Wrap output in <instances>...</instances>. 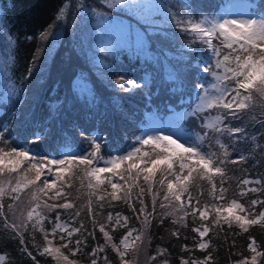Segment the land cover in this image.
Returning <instances> with one entry per match:
<instances>
[{
	"label": "trees",
	"instance_id": "16d2710c",
	"mask_svg": "<svg viewBox=\"0 0 264 264\" xmlns=\"http://www.w3.org/2000/svg\"><path fill=\"white\" fill-rule=\"evenodd\" d=\"M99 1L107 8L97 11L91 6L88 9L87 16L90 17L89 30L92 32V39L85 47V59L96 74L97 81L102 78L95 67L105 65L107 56L119 53L120 60L128 64L125 72L132 73V77L136 78L137 82H141L153 95H162L160 85L164 78L170 80L163 86L164 93L171 94L175 91L179 86L180 77L182 78L180 68L183 64L179 60L181 48L178 45L175 46L177 48L176 55L167 53L159 56L152 50V41L148 39L152 32L165 33L166 29L174 28L171 31H175V28H180L176 25L177 19L172 12L163 8L150 11L147 7L149 0ZM154 1L164 3L167 0ZM180 1L184 9L190 7V18L192 19H200L202 11L199 10H204L207 7L212 8L209 14L214 15L223 4V0ZM246 1L249 11L255 12L259 17L264 14V0ZM70 2L71 0H0V33H2L0 35V85L4 83L6 87L4 93L0 95L1 100H4L5 103L4 106H0V114L6 117L0 126V133L3 134L7 131V138L18 150L30 147L31 153L36 155L38 160L39 158L62 159L70 153L79 156L91 152L92 143L88 146L81 145L74 130L79 129L80 133H86L91 138H96L95 143L102 144L106 138V129H111V131L116 129L110 117L111 105L114 102L120 104L121 98L110 96L105 91L101 92L99 87L91 88L88 83L77 80L75 87L72 86L68 89L67 82L70 77L68 74L66 75V72L76 73L77 69L74 66L56 69L54 73L57 75L51 76V78L57 77L55 81L48 82L44 88L30 89V73L39 47L44 44L57 47L70 40L65 38L68 36L66 27L53 25L57 21L58 10L62 5H69ZM193 2H198L199 5L196 7ZM137 4L144 6H129ZM194 7L196 8L193 9ZM173 10L176 9L173 8ZM143 11L152 17L156 11L161 13L162 18L165 16L164 23L156 25L159 21L146 19L142 14ZM168 16L172 23L168 21ZM170 24L172 25L170 26ZM50 33L59 35L55 40H51L53 35ZM42 34L46 35L42 36ZM180 45L187 49L185 45L181 43ZM97 47L101 49L100 54L104 55L92 57L94 54L89 53L95 51ZM13 53L14 63L10 58ZM108 64L114 66L113 62H108ZM122 73L124 72L122 71ZM80 76H84V74L81 73ZM76 77L75 75L73 80ZM198 80L201 81V77H198ZM165 100L171 102L169 98ZM25 105L32 110L24 113L20 122L11 127L9 120L13 116L17 117L18 112L23 110ZM124 107L127 108L130 115L136 116L140 120L141 116L145 115V108L139 97H126ZM176 107L171 105L169 109L174 110ZM246 110L240 113L239 119L229 118L226 121L230 126L243 127L244 135L241 136L240 133H237L232 139H229L228 136L222 137L224 143L228 145L229 152L228 160L223 166L226 171L224 184H220L221 178L217 175L214 177V182L217 185L216 192L212 191L211 184L207 179L197 180L190 188L193 205L199 200L201 208L204 205L209 206L207 219L202 220L199 215L193 216L192 209L187 205L185 211L188 212V215L183 220L179 219L184 215L183 212L177 217L168 214L164 207L160 206V198L154 203L152 194L144 183L139 184L145 188L142 197L145 205L143 214L139 211L140 202L135 199L138 192L136 188L133 189L131 202L111 200L110 197L104 201L92 198L91 210H89L88 178L84 175L83 166H79L78 169L73 166L77 175L69 180V183L73 185L69 191L71 197H76L73 200L76 207L52 211L40 208L39 211L45 217L42 224L37 223L35 217L32 221H28L26 217L17 229H6L5 224L0 223L2 264H66V262L58 260L56 254H44L43 248L46 246L54 250L59 248L63 255L67 256L69 261H74L75 264H90L92 259L90 253L98 247H102L104 250L97 254V264H103L105 257L108 264H121L117 249L126 252L123 259L128 264H165V262L166 264H182L185 261L191 264L194 260L204 261L209 256L211 258L208 260V264H240L245 259L250 262L255 254L249 250L248 245L253 239L258 246V251L264 253V223L252 225L247 231L242 230L236 223L231 226L228 223H221L219 226L212 223L215 219V206L221 205L226 208L232 199H237L244 205L245 210L242 211V215L249 219L256 218V214L264 211V204L250 207V202L253 199L264 200V127H262L264 124V99L258 101L253 99ZM167 111L166 109L165 112ZM216 111V109H212L203 117L215 115ZM149 116L151 118L148 121L143 120L139 123L140 128L146 129L148 122L157 120L164 129L163 132L167 134V130L173 124V119L169 116L166 120L165 115L162 116L160 113ZM187 119L189 118L184 117L183 121L176 123L177 126L179 128L185 126L187 130H191L193 135L200 133L198 129L191 127L190 120ZM24 123L27 125H23ZM152 130V128L147 130L145 135ZM37 134L40 137V142L33 144ZM115 137L114 148L118 141L122 143L123 139H126L125 136L121 138L115 135ZM110 144H113V140ZM136 147H141V145L137 143ZM129 148L130 146L126 147V151H123L124 147H117L110 158L124 155L132 151L134 147L128 151ZM142 151H151V148L144 147ZM213 151H219V149L213 146ZM241 154L245 159H239ZM233 160L236 163H232ZM36 162L38 161H33V163ZM122 167L119 171L127 175L125 168ZM50 168L52 171L47 173L46 179H55L57 166L50 165ZM29 170L35 174V169L29 166ZM111 178L114 182L123 183V181H119L118 175H112ZM81 179L84 184L82 190ZM244 179L260 180L262 183L261 185L255 183L241 185L240 182ZM221 186L225 189V200H216L215 197L219 195ZM249 187L261 188V191L249 192L243 197L238 195L242 189L247 190ZM105 188L108 192L112 191L110 185L106 184ZM24 190L19 194V197ZM185 199H187V195H185ZM2 203L4 204L6 222L15 224L12 220V211L8 209V205L15 202L13 203L10 197H5ZM130 203L132 207L129 206ZM133 207H135V211H133ZM76 211L80 212L78 217L74 215ZM58 213L60 215L57 220ZM117 213L121 217H127L126 225L121 220V224L114 227ZM147 213H151V215L148 216L149 221L145 226ZM110 214L112 220L108 219ZM60 224L65 225L68 230L80 228L83 225L80 232H73L70 237L72 243L68 244L66 248L61 247L69 239L66 232L57 227L56 234L50 235L53 228ZM101 226L108 232L111 237L110 241L100 231ZM202 226H208L210 229L204 237H200L199 232L194 230L200 229ZM130 230L134 231L132 237L129 238V247L125 250L121 240ZM46 234H49L47 240L45 239ZM61 235L65 236V240L60 239ZM137 236H140L141 239L136 240ZM77 239L82 241L78 252L75 244ZM201 242L208 246L201 249L198 246Z\"/></svg>",
	"mask_w": 264,
	"mask_h": 264
},
{
	"label": "snow or ice",
	"instance_id": "6c2138e0",
	"mask_svg": "<svg viewBox=\"0 0 264 264\" xmlns=\"http://www.w3.org/2000/svg\"><path fill=\"white\" fill-rule=\"evenodd\" d=\"M123 2V0H122ZM135 7H143L142 4L129 5ZM68 5H62L58 10L57 20L65 14ZM176 25L182 27L184 31L192 34L195 40L203 43L211 52L214 61L209 59L203 67L202 71L208 74L209 79L205 84L199 86L202 95L199 97L201 103L188 114L187 118H200L201 113L207 109L211 111L216 109L215 115L203 117L200 127L204 129L203 132L193 135L191 130L186 131L182 136L170 132L165 134L163 129H153L152 132L145 136L138 137L137 142L141 147H134L132 151L124 155L110 158L104 161V166L97 165V161L102 159L99 156L101 145L95 143L96 138H90L92 142V151L82 155L67 154L62 159L47 160L45 158H37L31 153V148L26 147L23 150L12 148L10 151H5L0 148V175L8 173H17L24 162H28L32 169H35L34 179H30L26 184L22 185V181L17 180L15 186H12L11 180H0V223H4L6 229H17L16 224H8L4 214L3 198L10 197L13 203L19 200V194L31 185H35V191L31 194V204L34 201L40 200V194H43L46 199L41 203H35L27 212V220L32 221L33 217L36 222L42 224L45 219L44 215L39 211L43 206L49 211L55 209H74L76 205L73 200L76 197H71L70 189L73 187L69 180L77 175L76 169L79 166L84 167V175L88 178L87 183V197L89 210H91L92 198L97 201H104L107 197L111 200H124L131 202L133 199V189H138L135 199L141 204L140 213H145V205L143 202V194L145 188L139 185L136 181L142 176L143 181L148 185V191L153 193L154 203L157 193L153 190V183L157 181V177H163L158 180V183L166 187L167 191L164 193L161 207H170L172 212H183L184 215L179 219L183 220L188 212L185 211L186 205L192 209L193 216L199 215L203 219L209 216V206L204 205L200 207V202L197 200L193 205V197L190 188L197 180L207 179L211 184L212 191L216 192L217 185L214 182V177L220 176V184L223 185L226 176L224 165L228 160L229 152L228 145L224 143L222 137L228 136L232 139L237 133L244 135L243 127L230 126L226 121L239 119L240 113L248 109L250 102L253 100V93L264 97V14L260 19L249 17L247 19H224L218 17H201L200 19L188 18L186 20L177 19ZM2 35V33H0ZM46 34H42L45 36ZM218 40L219 46L213 41ZM223 49H228L224 52ZM14 63V53L12 57ZM183 119V117H182ZM264 127V124H262ZM40 137L37 134L36 140L33 144L39 143ZM215 145L219 151H213ZM143 146H150L151 151H142ZM10 157L8 163L5 164V157ZM19 158V159H16ZM240 160L245 159L243 154L239 157ZM33 161H38L33 163ZM236 163L235 160L231 161ZM49 165H56L55 179H43L45 170L51 172ZM122 165H126L125 175L119 170ZM71 170V171H70ZM108 174V175H104ZM112 175H118L119 181L123 183L114 182ZM39 182V183H37ZM261 185L260 180L244 179L240 182L241 185L251 184ZM110 185L111 192H108L105 185ZM84 188L83 179H81V190ZM261 188L249 187L247 190L242 189L238 195L243 197L249 192H259ZM225 189L221 186L219 188V195L215 197L216 200H225ZM15 194V195H13ZM187 195V199H185ZM52 201V203H49ZM257 204H264V200L253 199L250 202V207ZM103 206L102 204L100 205ZM132 207V204H129ZM9 211L13 210V204L8 205ZM244 211V205L239 203L237 199H232L230 204L225 208L221 205L215 206V219L213 224L219 226L221 223H228L230 226L233 223L247 231L252 225L264 223V211L256 214V218L249 219L247 216H241L236 210ZM133 207V211H135ZM226 213V215L224 214ZM251 214V213H250ZM59 213L56 219H59ZM75 216H79L80 212L76 211ZM145 215V222H148V216ZM112 220L111 214L108 217ZM121 220L127 224V217H121L119 213L116 214L115 225H120ZM35 227V226H34ZM57 227L67 233L69 238L67 243L61 247H68L72 243L70 237L73 232H80L83 228H74L68 230L65 225L60 224L53 228L50 235H55ZM199 232L200 237H204L209 232L208 226H202L200 229H194ZM100 231L108 241L111 240L108 232L101 226ZM134 230H130L126 236L121 240V244L125 250L129 247V238L132 237ZM49 234H46L47 240ZM61 240H65V236L61 235ZM140 240L141 237H135ZM82 241L77 239L75 241L76 251L80 250ZM201 249L208 245L201 242L198 245ZM116 247L115 245L113 246ZM249 250L255 255L249 262L248 259L242 260L240 264H258L257 257L264 256V253L258 251V246L253 239L248 245ZM104 249L98 247L94 249L90 256L92 257L90 264H97V254ZM118 251L121 258V264H128L124 260L125 251ZM44 254H57L58 260H63L66 264H75L74 261H69L68 257L63 255L59 248L53 249L51 247L43 248ZM31 255V253H28ZM210 256L204 261H192L191 264H208ZM154 259V258H153ZM3 258L0 257V264ZM103 264H108L107 258L103 260ZM166 264V262H165ZM188 264V262H182Z\"/></svg>",
	"mask_w": 264,
	"mask_h": 264
},
{
	"label": "rangeland",
	"instance_id": "374dc122",
	"mask_svg": "<svg viewBox=\"0 0 264 264\" xmlns=\"http://www.w3.org/2000/svg\"><path fill=\"white\" fill-rule=\"evenodd\" d=\"M166 2L168 3L166 4ZM193 3L194 6L199 5L198 2ZM246 3V0H223L222 7H220L219 10H216L214 15L209 14L212 11V8L210 9L209 7L199 11H202V17L215 16L224 19H247L249 17H252L255 19H260L261 17H259L258 14L249 11L248 5ZM91 6L97 11L104 10L107 8L100 4L99 0H71L70 4L66 9L65 14L61 17L60 20H57L53 24L62 26L63 28L66 27L68 36H65V38H69L70 40L68 43L57 47H51L47 44H44L39 47L30 73V89L35 90L36 88H44L46 85H48V82L55 81V78L57 77L51 78V76L56 74L54 73L56 69L61 67L67 68V66H74L77 69L76 73L73 74L70 72H66V75L68 74V76L70 77L67 82L68 89H70L72 86L75 87V81L77 80L88 83L91 88L99 87L101 89V92L105 91L110 96H118L121 98L120 104H116L114 102L111 105L110 117L113 120V126L116 127V129L113 131H111V129H106V138L102 141V144H100L101 148L99 156L102 157V159H99L97 161V165L103 167L104 161L110 158L113 151L117 147H124L123 151H126V147L128 146H130L128 151L131 149V147H136V144L138 143L137 138L144 136L147 130L144 128L141 129L139 123L143 120L148 121L151 118V116H149L150 114L160 113L162 116L165 115L166 120L169 116L173 119V124L167 130V133L175 132L182 136L186 131H188L185 126L179 128L176 123L183 121L182 117H188V114L192 111V109L196 108L201 103L199 97L202 95V92L200 91L199 86L201 84H205L209 79H211V77L208 74H205L202 69L209 59H212L214 61L215 58L211 56L210 50L203 43L193 38L191 33L184 31L182 27H180L179 29L175 28V31H171V29H174L171 28L164 30L165 33L152 32L148 36V39L152 41V50L155 51L159 56H163L167 53L176 55L177 48H175V46L178 45L181 48V52L179 53V60L183 64V66L180 68L182 78L180 77L179 86L175 89V91L171 92V94L164 93L165 91L163 86L170 81L164 78L163 83H161L160 85V91L162 90L164 94L162 93V95H153V93L148 88H146L141 82H137L135 80L136 78L132 77V73L125 72V69L128 68V64L127 62L124 63L120 60L119 53L107 56V63L105 65H97V67H95V69L98 71L102 78V80L97 81L96 74L92 70V67L88 65L85 59V47L89 44L90 39H92V32H90L89 30L90 17L87 16V11ZM166 6L169 8H167ZM147 7L150 11L160 10L162 8L170 10L172 14L176 17V19L186 20L190 18V7L189 9H184V6H182L180 0H167L164 3L149 0L147 1ZM196 7H194L193 9H195ZM173 8L176 10L174 11ZM70 14L71 17L69 18ZM142 14L148 20L159 21V23L156 25L162 24L161 22L164 23L165 16L164 18H162V14L157 13V11L155 12L154 17L148 15L144 11L142 12ZM168 21L172 23L169 16ZM171 25L172 24H170V26ZM50 35H53L51 40H55L59 34L50 33ZM180 43L185 45L187 49L182 48ZM213 43L219 46L218 40H214ZM100 50L101 49L97 47L95 51L89 54H94L92 55V57L98 55L103 56L104 54H100ZM224 50L225 53L228 51V49H223V51ZM108 62H113L114 66H110ZM122 71L124 73H122ZM81 73H83L84 76H80ZM44 75L47 77L45 78ZM75 75L77 77L73 80V77ZM198 77H201L202 80L199 81ZM5 90V84L1 83L0 95L3 94ZM126 97L140 98V101L143 104V107L145 108V115L141 116V120L138 119L136 116L130 115L127 108L124 107ZM166 98H169L171 102H167L165 100ZM253 99L254 101H258L264 99V97H260L259 94L254 92ZM178 103H181V105H178ZM186 103L187 105H185ZM4 105V100H1L0 98V106ZM171 105L177 107L174 108V110L169 109ZM166 109L168 110L167 112H165ZM31 110L32 109L28 108L25 105L24 109L18 112L17 117L13 116L12 119L9 120L11 121V127L20 122L24 113H27ZM245 111L247 110L245 109L242 112ZM208 112L209 110L205 109L201 113L200 118L187 119L190 120L191 127L198 129L200 133L203 132L204 129L200 127V124L201 120L203 119V116ZM5 118L6 117L4 115L0 114V126ZM156 123V120H154L152 124ZM23 125H27V123H24ZM156 127L157 129H161L159 126ZM86 129L88 130V128ZM6 132L3 134L0 133V148H4L5 151H10L12 148H14V145L13 142H11L7 138ZM74 132L76 138L78 139L81 145L88 146L92 143L89 134L80 133L81 131L79 129L76 131L74 130ZM115 135H118L121 138L125 136L126 139H123L122 143L118 141L116 147L114 148L116 144ZM111 140H113V144H110ZM213 146L216 147L215 145ZM144 147L149 148L150 146H143L142 150H144ZM9 159L12 158L7 156L5 157V164L8 163ZM29 166L30 165L28 164V162H24L17 173H12L10 175L8 173H4L3 175H0V180H11L12 186H15L16 181L20 180L22 181L23 186V184H26L28 180L34 179V174H32V172L29 170ZM122 168H126V165H124ZM47 173L48 171L45 170L44 175L42 176V180L46 179ZM161 178L163 177L158 176L157 181L154 182L152 185L153 190L157 193L155 201L160 198V204L163 201L164 193L167 191L166 187H163L158 183V180ZM136 182L138 184H143L144 181L142 176ZM146 186L148 187V185ZM35 188V185H31L28 188H25L23 194L19 197V200L15 201V203L13 204L12 220L18 226H20L21 223L26 219L27 212L30 210V207L34 206L35 203H41V205H43V200L46 199L43 194H40V200L34 201L30 204L29 201L31 200V194L35 191ZM151 194L153 197L152 192ZM41 208L43 210L47 209L43 206ZM164 209L167 211L168 214H171L174 217H177L182 213H173L172 208L170 207H164ZM237 212L238 214L243 216L242 211L238 210ZM224 214L226 215V213ZM147 223H144L145 226H147ZM257 261L258 264H264V257H257Z\"/></svg>",
	"mask_w": 264,
	"mask_h": 264
}]
</instances>
